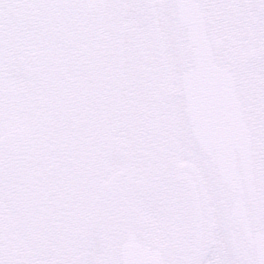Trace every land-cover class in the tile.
Instances as JSON below:
<instances>
[{
	"label": "snow or ice",
	"instance_id": "1",
	"mask_svg": "<svg viewBox=\"0 0 264 264\" xmlns=\"http://www.w3.org/2000/svg\"><path fill=\"white\" fill-rule=\"evenodd\" d=\"M0 264H264V0H0Z\"/></svg>",
	"mask_w": 264,
	"mask_h": 264
}]
</instances>
